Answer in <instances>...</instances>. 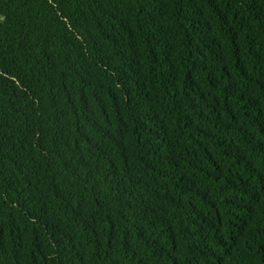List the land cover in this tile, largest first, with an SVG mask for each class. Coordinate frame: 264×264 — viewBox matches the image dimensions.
Wrapping results in <instances>:
<instances>
[{"label":"trees","instance_id":"trees-1","mask_svg":"<svg viewBox=\"0 0 264 264\" xmlns=\"http://www.w3.org/2000/svg\"><path fill=\"white\" fill-rule=\"evenodd\" d=\"M0 18V264H264V0Z\"/></svg>","mask_w":264,"mask_h":264},{"label":"rangeland","instance_id":"rangeland-1","mask_svg":"<svg viewBox=\"0 0 264 264\" xmlns=\"http://www.w3.org/2000/svg\"><path fill=\"white\" fill-rule=\"evenodd\" d=\"M0 21H1V18H0Z\"/></svg>","mask_w":264,"mask_h":264}]
</instances>
